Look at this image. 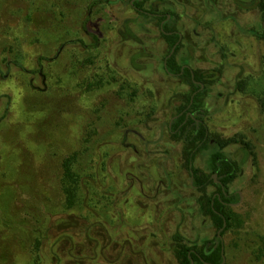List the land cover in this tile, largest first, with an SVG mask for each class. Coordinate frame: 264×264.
Segmentation results:
<instances>
[{"label": "rangeland", "instance_id": "374dc122", "mask_svg": "<svg viewBox=\"0 0 264 264\" xmlns=\"http://www.w3.org/2000/svg\"><path fill=\"white\" fill-rule=\"evenodd\" d=\"M129 2L0 0V264H180L178 234L198 248L216 238L199 200L218 190L192 186L189 152L168 129L193 87L165 72L170 47L160 21ZM254 3L143 7L172 16L182 35L177 59L220 73L206 86V122L241 164L230 192L241 194L233 211L242 226L223 238L224 264H260L252 243L264 237V19ZM128 21L140 42L126 40ZM75 152L80 166H106L104 183L91 177L111 196V208L99 211L111 218L105 252L95 241L105 237L84 234L85 219L80 232L59 230L79 214L66 208L60 185ZM208 158L203 151L194 162L204 176Z\"/></svg>", "mask_w": 264, "mask_h": 264}, {"label": "trees", "instance_id": "16d2710c", "mask_svg": "<svg viewBox=\"0 0 264 264\" xmlns=\"http://www.w3.org/2000/svg\"><path fill=\"white\" fill-rule=\"evenodd\" d=\"M254 1V5L260 9L264 19V0ZM144 3L137 0L135 6L143 8ZM152 12L156 13V10L154 9ZM141 15L151 18L144 13ZM151 20L157 19L151 18ZM130 24L131 22L128 21L126 25V34L124 35L126 40L140 42V37L132 30ZM162 29H160V32L169 44L170 54L178 40V35L165 36L163 31H171L170 23H166ZM93 36L94 38L96 37L95 35ZM262 36L264 37V34ZM180 49L181 46L178 45L170 58H167L169 54L166 56L164 62L167 63V66L164 67V70L170 76L174 75V77L187 79L193 88L191 95L186 97L184 105L173 115L168 129L170 134L180 141L185 150L189 152L187 163L192 186L199 191L207 190L210 187H216L218 190L211 197L203 196L199 200L201 213L212 221L218 231L214 240L205 241L200 248H198L196 242L189 243L181 234H178L172 243V248L180 264H224L225 246L223 238L232 227L242 226L240 216L233 211V207L241 202V194L230 192V186L241 171V164L237 163L224 151L229 144L224 145L211 139L210 129L206 122L207 112L204 102L206 88L203 91L199 82L208 87L209 84L211 85L218 81L220 77L219 70L195 71L188 65L189 60L187 62L186 59H177L176 56ZM191 70L194 72V77ZM203 151L209 153L207 161L209 176L202 175L194 167L197 154ZM80 159V153L75 152L68 155L61 166L60 185L65 206L68 210L77 211L79 214L69 216L70 220H72L69 223L70 226L69 224H62L59 226V230L68 227L80 232L85 225L84 220L82 223L81 219H85L88 221V227L84 228V234H96L97 236L105 237V243H107H102V246H100V240L95 238L99 247L104 248L101 251L105 252L106 248L111 245V233L108 228V224H111V218L109 215L105 216V220L107 219L105 222L102 218L103 215L99 216V211L104 210V206L106 210L111 208V196L101 193L100 190L102 191V188H99L96 182H105L106 166H80ZM100 167L102 168L100 169ZM88 172L93 173H91L92 175L88 174L89 176L87 177L86 173ZM93 174L95 176L94 179H96L95 183H92L91 180ZM91 218L97 219V222L90 223ZM252 246L253 262L264 264V237H259L257 241L252 243ZM81 261L82 259L77 257L75 263L80 264ZM113 263L115 262H111V264Z\"/></svg>", "mask_w": 264, "mask_h": 264}, {"label": "flooded vegetation", "instance_id": "af4514ba", "mask_svg": "<svg viewBox=\"0 0 264 264\" xmlns=\"http://www.w3.org/2000/svg\"><path fill=\"white\" fill-rule=\"evenodd\" d=\"M136 1L137 0H130V6L134 9V10H136L137 11V13H139V14H147V15H149L150 17H152V18H155V19H157L158 21H160V29L161 30H163L162 28H163V26L166 24V23H172L173 22V20H172V16L170 15V14H166V15H163V14H158V13H153V12H147V11H145L143 8H138L137 6H135V3H136ZM140 2H145L144 4H143V7H144V5L146 6V2H147V0H140ZM166 16V17H165ZM166 18V19H165ZM126 24H125V26H124V35L126 34ZM131 27V26H130ZM164 32V34H165V36H172V35H174V34H176V35H178V40H177V42H176V44H175V46H173V48H172V51H171V53L168 55V57L167 58H170L173 54H174V52H175V50H176V47L179 45V42L181 41V39H182V35H181V33H179L177 30H175V28H171V31H169V32H166V31H163ZM167 45L169 46V44L167 43ZM167 66V63L166 62H164V67H166ZM191 72H192V70H191ZM171 75H173V74H171ZM174 76V75H173ZM192 76L194 77V72H192ZM196 83H198V81H196ZM199 84H200V86H201V89L204 91L205 90V88H206V86L204 85V84H202L201 82H199ZM198 85V84H197ZM172 121V120H171Z\"/></svg>", "mask_w": 264, "mask_h": 264}]
</instances>
